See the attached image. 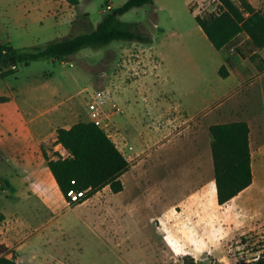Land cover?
I'll use <instances>...</instances> for the list:
<instances>
[{
	"label": "crops",
	"instance_id": "0c3cea01",
	"mask_svg": "<svg viewBox=\"0 0 264 264\" xmlns=\"http://www.w3.org/2000/svg\"><path fill=\"white\" fill-rule=\"evenodd\" d=\"M18 1L17 13L33 25L43 24L51 0ZM54 3L65 7L66 13H58L74 25L78 7L70 6L64 0ZM191 3L192 0L187 5L192 20L184 18V10L179 11L167 0H154L151 4L154 14L159 9L170 15L171 23L166 29L162 30L156 21L153 23L162 34V45L168 48L160 51L157 39L149 34L153 43L144 50L145 62L139 67L143 75L131 86L124 85V78L117 83L118 90L114 94L117 101L130 107L133 95L138 93L145 108L151 112L147 116H151L149 121L130 113L123 125V133L140 140L141 146L144 142L151 150L162 141L167 125L176 128L181 123H191L189 127L201 137L210 135V128L214 125L246 122L250 129L252 185L224 205L218 201L212 204L207 197V186L215 183L210 170L202 185L188 192L179 206L185 207L186 212L191 202L204 201L214 224L218 219L217 206L234 207L236 212H225L230 223L225 228L235 234L257 232L264 238V49L258 52V64L237 53L231 54L228 49L218 51L197 23V13L192 10ZM84 16L87 19L88 16ZM156 19L160 20L159 14ZM187 21L189 35L193 32L203 42L205 50L199 49L186 61L180 39L185 37L182 26ZM16 32L0 21V46L25 51L51 43H42L41 37H34L29 30ZM229 59L231 64H228ZM223 66L227 68L226 77L220 74ZM7 68L0 67V79L7 74ZM53 79V76H29L24 87L0 80V258L18 264H79L71 257L73 253L65 238L72 228V220L63 217L75 208L85 207L90 199L69 206L48 166L47 157H68L69 153L57 142V130L69 129L79 122H90L91 115L88 106L83 111L73 106L55 112L61 103L55 101L59 88ZM222 98L227 100L214 109H207ZM112 140L124 155L117 141ZM151 152H154L153 148ZM197 152H201L200 148ZM208 156L213 166L212 152ZM194 162L203 176L201 155ZM154 169H149L147 175L153 174ZM181 169L186 172V167Z\"/></svg>",
	"mask_w": 264,
	"mask_h": 264
},
{
	"label": "rangeland",
	"instance_id": "374dc122",
	"mask_svg": "<svg viewBox=\"0 0 264 264\" xmlns=\"http://www.w3.org/2000/svg\"><path fill=\"white\" fill-rule=\"evenodd\" d=\"M189 1L167 0L179 11L184 10V18L192 20L188 12ZM49 2L43 24L33 25L15 11L18 0H0V21L13 32L29 30L34 37H41L42 43H49L93 31L105 16L104 10L109 3L115 9L124 5L126 0H80L74 25L58 13H66L65 7L61 8L52 0ZM248 2L258 11L263 8L264 0ZM191 5L192 10L203 17L210 15L214 7L210 0H192ZM158 14L160 20L156 19ZM84 15L88 16L87 19ZM120 19L125 23L139 24L143 33L155 36L160 51L167 50L168 46L162 45L161 32L154 28L153 23L156 21L162 30L169 27L171 18L168 12L156 9L154 14L152 6L146 5L129 11ZM183 23L185 37L180 39V43L183 58L187 61L194 52L205 50V46L193 32L189 35V21ZM247 42V35L241 34L238 43L232 47L238 49L245 44L248 47ZM148 47L139 42L115 41L99 49L85 48L56 62L43 59L30 67L19 64L16 70H7L0 79L7 80L12 86L24 87L29 76H53V82L59 88L55 101L61 103L55 112L73 106L83 111L92 99L105 92L124 110L123 114L111 115L108 120L111 138L117 141L130 162L129 170L121 176L124 190L115 194L110 187H105L94 195L89 194L90 201L85 207L75 208L64 215V219L72 220V228L65 234L66 244L73 253L71 257L79 264H187L188 257L196 264L251 262L264 255V238L257 232L235 234L225 228L230 224L225 212H236L234 207L217 206L218 219L214 224L204 201L191 202L186 212L185 207L179 206L188 192L202 185L210 170L214 177V164L211 165L208 156L212 152L211 136L197 137L188 122L186 125L181 123L177 129L167 125V133L151 152L152 148L149 150L144 142L141 146L140 140L123 133V125L130 113H136L147 121L151 117H147L151 112L145 108L138 93L133 95L130 107L114 98L117 83L123 78L127 87L143 75L139 67L144 65V50ZM133 65L138 67L134 69ZM226 100L222 98L207 109H214ZM142 125L145 126L144 121ZM126 143L134 150L128 151ZM197 148H200V153ZM200 155L203 176L194 162ZM152 167L155 168L154 173L148 176L147 172ZM182 167H186V172ZM34 234L38 232L34 231Z\"/></svg>",
	"mask_w": 264,
	"mask_h": 264
},
{
	"label": "trees",
	"instance_id": "16d2710c",
	"mask_svg": "<svg viewBox=\"0 0 264 264\" xmlns=\"http://www.w3.org/2000/svg\"><path fill=\"white\" fill-rule=\"evenodd\" d=\"M64 1L73 7L80 4V0ZM219 1L225 8L223 13L204 17L197 15V23L218 51L230 50L238 43L241 34L247 35L248 47L245 44L238 48L236 53L257 63L260 59L258 52L264 49V12L256 10L248 0ZM153 2L154 0H126L121 7L106 13L93 31L51 42L43 48L23 51L10 46H0V67L29 65L43 59L60 61L85 48L99 49L115 41L150 45L153 43L152 37L143 33L139 24L125 23L120 17ZM228 64H231L230 59ZM220 74L227 76L226 66L220 69ZM249 135L250 129L246 122L218 124L210 128L214 180L220 205L228 203L253 183ZM57 142L69 156H58L57 159L47 157V160L65 197L71 189L91 188L90 195L105 187H110L115 194L124 190L121 176L129 170L130 162L113 140L93 122H79L69 129H58ZM72 181H75V184H72ZM0 264L18 263L0 258ZM187 264L196 263L188 257ZM246 264H264V255Z\"/></svg>",
	"mask_w": 264,
	"mask_h": 264
},
{
	"label": "built area",
	"instance_id": "2783aa9c",
	"mask_svg": "<svg viewBox=\"0 0 264 264\" xmlns=\"http://www.w3.org/2000/svg\"><path fill=\"white\" fill-rule=\"evenodd\" d=\"M210 1L214 5L212 10H210L211 14L219 15L223 13L225 8L221 1L219 0H210ZM110 10H111V7L110 5H108L106 10H104V12L108 13ZM259 11L264 12V4H263V8ZM236 51L237 49L235 47H232L230 49L231 54H235ZM16 68L17 66L14 65V66L8 67L7 70H16ZM88 111L91 115V122H93L100 129H102L109 138L112 137V134L110 132V127H109L110 125L108 123V120L110 119L111 115L124 113V110L118 105L117 102H115V100L110 98L106 92L105 94L102 93L99 96L95 97V99L91 100V102L88 105ZM126 147L128 148V151L134 150L133 146L128 145L127 143H126ZM72 184H75V181H72ZM90 193H91V188L83 189V190L71 189L67 192V195L65 198L69 206H74V205L87 201L89 199Z\"/></svg>",
	"mask_w": 264,
	"mask_h": 264
},
{
	"label": "bare ground",
	"instance_id": "6f19581e",
	"mask_svg": "<svg viewBox=\"0 0 264 264\" xmlns=\"http://www.w3.org/2000/svg\"><path fill=\"white\" fill-rule=\"evenodd\" d=\"M208 196L210 199V202L212 204H216L217 203V189H216V183L212 182L211 186L208 187ZM213 207V206H212ZM174 250H177L176 248Z\"/></svg>",
	"mask_w": 264,
	"mask_h": 264
}]
</instances>
